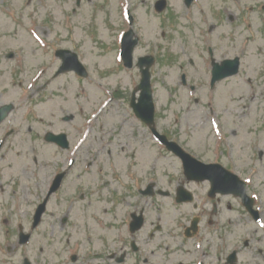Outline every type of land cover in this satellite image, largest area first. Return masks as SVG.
<instances>
[{"label": "flooded vegetation", "instance_id": "flooded-vegetation-1", "mask_svg": "<svg viewBox=\"0 0 264 264\" xmlns=\"http://www.w3.org/2000/svg\"><path fill=\"white\" fill-rule=\"evenodd\" d=\"M133 1L115 0L116 4L111 5V0H103L99 29L93 18L89 26L84 27L85 24L77 32L69 30L64 37L61 31L56 32L60 38L66 39L69 46H62L59 40L52 51L54 61L51 63H56L58 70L67 59L62 51H71L85 65L89 50L98 48L114 54L113 64L116 57H120L117 65L121 71H127L122 63L121 47L123 43L136 40L132 59L134 66L130 70L135 71L137 78L140 77L137 63L150 55L155 63L151 74L155 70L156 74L166 78L163 73L185 67L186 63L177 59L170 50L173 40L167 31L162 30L157 38L155 31L151 38L145 36L138 7ZM157 1L151 0L148 5L146 2L144 11L149 10L151 19L160 17L169 23L173 20L169 8L164 16L157 15ZM124 2L128 4L125 9ZM81 6V0H77L69 10L70 14L62 13L63 23L71 22ZM53 12L55 23L60 20L58 7H53ZM151 19L146 20L145 26L153 27ZM160 25H163L161 20ZM100 36L102 42H99ZM83 46L85 48L81 49ZM142 48L144 53H137ZM212 53L214 59L213 50ZM199 61L204 68L209 66L210 69V58H187L189 69L184 74L187 85H182L180 77L175 86L170 87L173 92L189 90L194 93L197 89L209 87L211 72L208 69L199 74ZM54 74L52 78L55 79ZM131 95L129 92L128 112L124 118L127 121L111 129H105L104 124L95 127V151L86 144L72 154L74 143L84 134H90L92 127L84 133L85 128L77 126L72 129L74 137H70L66 130L70 129L69 124L64 122V116L58 122L65 123L67 128L56 131L58 128L52 127L49 130L58 135L66 134L60 144L44 143V135H38L32 115L21 119L12 116L0 119V264H229L227 258L230 253L236 251L238 256L239 250L234 249L235 245L231 244L230 250H226L228 238L223 231L230 225L229 220L223 225L219 194L212 200L210 182L188 180L180 162L182 182H177L176 188L182 185L189 190L191 202L184 206L192 208L184 222L172 219L173 216L163 220L158 218L160 208L157 207L156 195L147 192L149 189L153 191L157 183L153 164L150 162L142 172L136 168V159L140 158L141 152L150 149V144L145 145L141 139L140 132H146L149 142L150 130L141 121L136 120L138 126L133 122ZM122 109L126 110L125 106ZM125 126L130 128L129 133L123 134V140H117L118 128L124 129ZM108 130L112 132L110 137ZM111 139L115 142L112 143ZM40 140L42 146L51 148L49 159L41 157ZM196 157L206 163L211 158L199 153ZM121 160L134 164L121 169L118 164ZM46 197L44 215L34 226L36 211ZM171 201L176 203V198ZM42 229L55 240H47ZM248 247L249 242L246 241L244 248ZM261 254L264 258V252L257 253Z\"/></svg>", "mask_w": 264, "mask_h": 264}, {"label": "rangeland", "instance_id": "rangeland-1", "mask_svg": "<svg viewBox=\"0 0 264 264\" xmlns=\"http://www.w3.org/2000/svg\"><path fill=\"white\" fill-rule=\"evenodd\" d=\"M76 1L41 0L40 3L39 0H0V104L13 103L15 111L12 116L18 119L28 113L31 114L32 107V113L41 120L43 118V121L35 122L40 136L52 127L58 128L56 131L67 128L58 120L63 115L77 114L75 110L77 106L83 107L86 113L96 108L104 109L102 119L106 122L107 129L117 127L118 122L124 121L127 117L125 113L127 110L122 109V106L128 103V84L136 78L132 73L117 70L112 62L114 54L108 50L98 48L89 50L92 54L86 55L85 66L89 75L85 80H77L69 73L52 78L57 70L56 63L54 65L51 63L54 61L52 51L60 41L62 46H69L63 38L66 32L69 30L77 32L85 24L84 27L89 26L93 18L96 28L100 27L99 20L102 19L100 7L103 0H90V3L88 0H81L82 6L77 10V16L73 17L71 22L63 23L62 13L70 14L69 10ZM167 1L173 18L169 23L160 17L153 16L154 19H151L149 10L144 11V4L147 2L148 5L151 0H134L133 4L138 7L136 9L145 36L151 38L155 31L157 38L162 30L167 31L173 40L170 50L177 59L193 58L195 49L204 47L201 46V41L213 38L218 58L233 57L240 52L244 54L238 76L221 83L213 93L217 98L212 104L214 116L208 115V111L202 107H205L207 102L201 101L202 90L198 92L200 93L197 96L198 106L192 105V108H187L186 91L173 92L171 89L175 86V77H172L175 74L169 71L163 73L166 75L164 80L170 83L171 88L164 87L163 84L158 86L156 83L155 119L157 129L164 131L169 138L177 135L183 148L207 158L211 156V147L212 150L218 151L220 138L224 134L227 162L233 161L232 165L236 166L234 170L243 173L244 180L248 181V191L255 199L256 208L263 215V227L255 226L247 215L242 213L237 200L222 198L223 225L228 220L230 225L223 231L228 238L226 250H230L231 244L235 245L234 249L239 250L238 264H262L260 260L263 257L257 253H260L258 249L261 248L264 251V0H237L235 3L231 0H198V5H194L189 14H186L181 0ZM111 2V5L116 4L115 0ZM42 5L46 7L42 8ZM127 5L124 2V6ZM53 7H58L60 17L55 23ZM133 9L135 10L134 7ZM230 16H233L231 22ZM184 17L199 20L187 23ZM150 19L153 27L148 24L145 26L146 20ZM160 20L163 25H160ZM188 24H194V27ZM58 31L62 32L63 37L60 38ZM36 35L39 41L34 39ZM99 39V42H102V36ZM85 46L88 48L87 44ZM84 48L83 46L81 49ZM9 52L14 53V59H6ZM137 53L143 54V48L138 49ZM252 53L254 57H251ZM197 72L202 74L200 69H197ZM156 80L159 82L157 77ZM48 82V87L44 88ZM109 92L113 96L124 97L125 101L120 100L125 104L116 97V101L110 103ZM202 100L205 101V97H202ZM185 109L193 112H184ZM174 117L180 118L178 125L174 122ZM84 118L85 116L82 117ZM218 119L220 125L216 134L211 124L213 120L218 123ZM73 125L74 123L71 126ZM66 130L70 137H74L70 129ZM129 130L130 128L126 126L124 129L118 128L119 135L116 139L123 140V134L129 133ZM108 132L110 137L112 132L110 130ZM140 136L144 139L145 145L150 144V149L146 148V151L141 152L140 158L136 161V168L142 172L154 160L158 188L163 191L175 190L177 182H182L178 163L170 154L162 151L153 139L149 138V143L146 132L143 134L141 131ZM96 141L97 137L93 136L86 144L95 151ZM73 142L71 139V143ZM111 142L114 143L115 140L111 139ZM39 146L42 159H49L51 148L42 146L41 140ZM206 147L210 148L207 152ZM123 163L124 166L120 167L126 169L127 162ZM157 200V207L160 208L157 214L163 219H170L168 214H176L172 219L177 218L184 222L192 208L172 207L171 199L157 197ZM42 235H47V240H55L43 232V229ZM245 241L249 242L246 249Z\"/></svg>", "mask_w": 264, "mask_h": 264}, {"label": "water", "instance_id": "water-1", "mask_svg": "<svg viewBox=\"0 0 264 264\" xmlns=\"http://www.w3.org/2000/svg\"><path fill=\"white\" fill-rule=\"evenodd\" d=\"M235 73V72H234ZM234 73H232V74H234ZM172 150H175L176 152H177V148L175 147V145L173 146V148H172ZM240 184H239V182H237V180L236 179H232L230 182H229V186L231 187V189L233 188V190L235 191V192H238V186H239Z\"/></svg>", "mask_w": 264, "mask_h": 264}]
</instances>
